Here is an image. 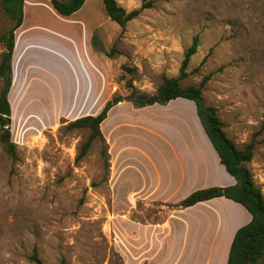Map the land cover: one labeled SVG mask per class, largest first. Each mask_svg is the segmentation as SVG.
Instances as JSON below:
<instances>
[{
  "label": "rangeland",
  "instance_id": "374dc122",
  "mask_svg": "<svg viewBox=\"0 0 264 264\" xmlns=\"http://www.w3.org/2000/svg\"><path fill=\"white\" fill-rule=\"evenodd\" d=\"M117 1L127 12L148 7L122 29L102 0H88L71 16L60 15L49 0L25 3L10 123L0 124V135L10 129L17 154L12 158L0 141V264H36L34 249L43 264H148L145 243L126 234L109 196L108 140L103 135L105 141H94L78 159L90 130L67 126L98 115L110 91L128 95L130 79L138 91L155 94L166 74L179 76L196 35L198 51L181 86L209 77L204 104L217 109L238 148L256 142L246 165L264 194V0ZM11 26L0 8V61L2 35ZM139 50L172 54L162 73L146 65L139 74L132 60ZM110 54L115 62L107 68L98 57L105 62ZM138 132L139 140L144 134ZM137 209L143 222L163 214L159 204Z\"/></svg>",
  "mask_w": 264,
  "mask_h": 264
},
{
  "label": "crops",
  "instance_id": "0c3cea01",
  "mask_svg": "<svg viewBox=\"0 0 264 264\" xmlns=\"http://www.w3.org/2000/svg\"><path fill=\"white\" fill-rule=\"evenodd\" d=\"M27 20L24 13L23 23L15 32L14 81L19 33ZM138 53L142 55L132 60L139 74L146 65L162 73L172 54ZM76 59L82 62V58ZM98 61L107 68L115 62L112 55L105 62L100 57ZM122 73L119 67V75ZM166 75L177 77L175 72ZM112 97L110 91L97 111ZM101 131L110 145L108 192L114 211L122 213L118 221L126 234L145 243L144 260L148 264H227L235 233L251 221V214L225 197L187 208L177 206L197 190L236 183L208 138L195 103L177 98L166 105L137 108L123 101L109 111ZM138 131L144 134L139 140ZM139 203L159 204L162 217L145 222L136 219Z\"/></svg>",
  "mask_w": 264,
  "mask_h": 264
},
{
  "label": "trees",
  "instance_id": "16d2710c",
  "mask_svg": "<svg viewBox=\"0 0 264 264\" xmlns=\"http://www.w3.org/2000/svg\"><path fill=\"white\" fill-rule=\"evenodd\" d=\"M26 0H0V8L9 18L12 26L2 35L4 51L0 61V80L2 88L0 91V124L4 126L7 117H11V105L8 99L13 84L12 58L15 47V32L22 25L24 19V4ZM55 10L62 16H71L79 11L87 0H49ZM108 17L125 29L128 22L136 19L148 6L143 4L140 8L127 12L117 0H102ZM151 4H149L150 6ZM199 47V36L193 38L192 44L187 48L180 66L179 76H164L162 83L155 94L149 95L138 91L133 80L126 82L130 93L126 96H114L106 102L98 115H89L70 122L67 126L70 130L89 129V137L82 143L78 159L84 158L96 140L105 141L101 131V124L107 119L109 111L118 103L131 102L135 107L142 108L154 104L166 105L171 100L184 98L195 103L200 122L216 149L222 165L232 175L236 183L232 186H214L197 190L183 199L178 207H191L199 202L211 200L218 197L228 198L241 204L250 214L251 221L239 228L234 236L230 247L227 264H264V194L255 179L247 163L253 158L256 142L252 141L244 148H238L231 140L218 115L217 109L207 107L203 100V89L209 80L205 77L198 86L182 87L181 80L189 74L187 69L192 57L197 53ZM124 71H133L126 66ZM5 151L16 158V144L12 141L10 129L3 128L0 135ZM107 155V152L105 151ZM108 163V160H107ZM36 264H43L37 249H34L30 257Z\"/></svg>",
  "mask_w": 264,
  "mask_h": 264
},
{
  "label": "water",
  "instance_id": "95a60500",
  "mask_svg": "<svg viewBox=\"0 0 264 264\" xmlns=\"http://www.w3.org/2000/svg\"><path fill=\"white\" fill-rule=\"evenodd\" d=\"M9 123H10V118L7 117V122L5 125H9Z\"/></svg>",
  "mask_w": 264,
  "mask_h": 264
},
{
  "label": "built area",
  "instance_id": "2783aa9c",
  "mask_svg": "<svg viewBox=\"0 0 264 264\" xmlns=\"http://www.w3.org/2000/svg\"><path fill=\"white\" fill-rule=\"evenodd\" d=\"M113 90H114V91H116V90H117V88H116V87H114V88H113Z\"/></svg>",
  "mask_w": 264,
  "mask_h": 264
}]
</instances>
